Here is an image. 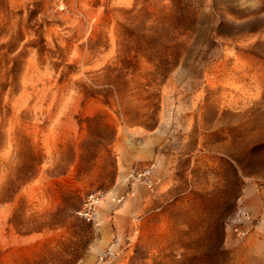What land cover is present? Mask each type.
I'll list each match as a JSON object with an SVG mask.
<instances>
[{"label":"rangeland","instance_id":"rangeland-1","mask_svg":"<svg viewBox=\"0 0 264 264\" xmlns=\"http://www.w3.org/2000/svg\"><path fill=\"white\" fill-rule=\"evenodd\" d=\"M0 264H264V0H0Z\"/></svg>","mask_w":264,"mask_h":264},{"label":"built area","instance_id":"built-area-1","mask_svg":"<svg viewBox=\"0 0 264 264\" xmlns=\"http://www.w3.org/2000/svg\"><path fill=\"white\" fill-rule=\"evenodd\" d=\"M153 171V167L149 166V167H145L143 168V170H139L136 174L137 175H143L145 177L150 176V174ZM146 186L148 188H152V180L150 178H148L146 181ZM94 201H95V196L93 194H89L87 197V201L85 202L84 208L82 210H79L78 213L83 215L86 220H91V215H92V207L94 205ZM253 219L251 218V216L249 215V213L241 208H239L237 210V212L235 213V218H234V223L232 225L233 227V231L239 236V235H244L245 231L240 227L237 226L236 224L240 223V222H252Z\"/></svg>","mask_w":264,"mask_h":264}]
</instances>
